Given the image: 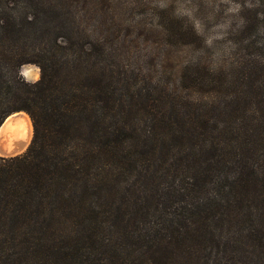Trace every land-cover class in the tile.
<instances>
[{
  "label": "trees",
  "instance_id": "1",
  "mask_svg": "<svg viewBox=\"0 0 264 264\" xmlns=\"http://www.w3.org/2000/svg\"><path fill=\"white\" fill-rule=\"evenodd\" d=\"M107 2L0 0V264H264V2L213 91L138 78Z\"/></svg>",
  "mask_w": 264,
  "mask_h": 264
},
{
  "label": "rangeland",
  "instance_id": "2",
  "mask_svg": "<svg viewBox=\"0 0 264 264\" xmlns=\"http://www.w3.org/2000/svg\"><path fill=\"white\" fill-rule=\"evenodd\" d=\"M259 2L264 0H108L107 4L115 12L119 35L125 34L116 39L126 43L124 50L138 78L150 87H192V78L206 69L210 84L204 87L213 91L219 70L226 74L231 63L251 59L243 47L262 40L261 25L243 26ZM83 4L91 6L78 3ZM28 68L37 71L29 77ZM21 73L30 82L39 77L33 64L23 65ZM212 95L213 99L221 97V93ZM28 144L16 154L23 153Z\"/></svg>",
  "mask_w": 264,
  "mask_h": 264
},
{
  "label": "bare ground",
  "instance_id": "3",
  "mask_svg": "<svg viewBox=\"0 0 264 264\" xmlns=\"http://www.w3.org/2000/svg\"><path fill=\"white\" fill-rule=\"evenodd\" d=\"M37 68H28L25 74L29 77L34 74ZM19 116V121L15 120L16 115ZM31 122L29 117L24 112H15L10 114L0 126V154L12 155L19 153L29 143L31 135Z\"/></svg>",
  "mask_w": 264,
  "mask_h": 264
},
{
  "label": "water",
  "instance_id": "4",
  "mask_svg": "<svg viewBox=\"0 0 264 264\" xmlns=\"http://www.w3.org/2000/svg\"><path fill=\"white\" fill-rule=\"evenodd\" d=\"M21 67H22V66H21ZM20 74H21V76L23 77V75H22V73H21V68H20ZM5 119H6V118H5ZM5 119H4V120H5ZM4 120H3V121H4ZM3 121H2V123H3ZM2 123L0 124V126L2 125ZM15 155H16V154H15ZM0 156H5V155H0ZM10 156H12V155H10Z\"/></svg>",
  "mask_w": 264,
  "mask_h": 264
}]
</instances>
